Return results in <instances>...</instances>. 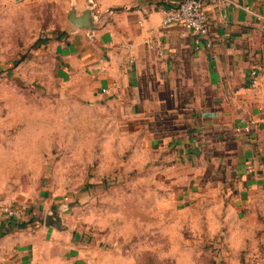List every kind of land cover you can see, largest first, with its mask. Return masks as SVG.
Segmentation results:
<instances>
[{
    "label": "crops",
    "instance_id": "1",
    "mask_svg": "<svg viewBox=\"0 0 264 264\" xmlns=\"http://www.w3.org/2000/svg\"><path fill=\"white\" fill-rule=\"evenodd\" d=\"M55 1L63 27L38 40L37 50L51 57L56 81L101 105L127 136L160 156L164 175L155 181L163 199L185 215L171 228L180 251L164 261H140L90 239L57 207L46 208L41 219L25 206L22 219L0 212V264H224V257L212 262L194 255L197 239L188 234L201 236L203 247L238 250L247 236L258 243L256 234L264 233V76L252 83L249 70L264 69V0L207 5L212 44L200 50L180 24L161 27L165 10L179 0ZM72 13L87 14L89 26L76 27ZM53 210L61 228L45 223Z\"/></svg>",
    "mask_w": 264,
    "mask_h": 264
},
{
    "label": "rangeland",
    "instance_id": "2",
    "mask_svg": "<svg viewBox=\"0 0 264 264\" xmlns=\"http://www.w3.org/2000/svg\"><path fill=\"white\" fill-rule=\"evenodd\" d=\"M62 27L55 0L0 1V200L22 203L41 219L57 207L90 239L140 261H164L180 251L171 228L185 215L155 181L164 175L161 158L101 105L55 80L37 42ZM188 236L197 239L191 252L209 261L264 264V233L258 243L247 236L238 250L203 247L201 236Z\"/></svg>",
    "mask_w": 264,
    "mask_h": 264
},
{
    "label": "built area",
    "instance_id": "3",
    "mask_svg": "<svg viewBox=\"0 0 264 264\" xmlns=\"http://www.w3.org/2000/svg\"><path fill=\"white\" fill-rule=\"evenodd\" d=\"M207 5L215 8H226L229 5H238L235 0H179L177 6L165 10L161 19V27L166 28L170 23H177L186 30L192 32L194 36L193 47L200 50L203 47H210L212 40L209 29V16L207 13ZM263 23H264V17ZM145 41L149 47L153 48L151 38ZM249 76L252 83L264 76V69L261 66L253 65L249 70ZM253 121L245 125V130H249ZM249 172L253 171L252 167H248ZM26 207L15 200H0V212L9 219H22L24 217Z\"/></svg>",
    "mask_w": 264,
    "mask_h": 264
},
{
    "label": "water",
    "instance_id": "4",
    "mask_svg": "<svg viewBox=\"0 0 264 264\" xmlns=\"http://www.w3.org/2000/svg\"><path fill=\"white\" fill-rule=\"evenodd\" d=\"M70 21L76 26V27H83V26H89L88 22V16L87 14H84L82 16L76 17L73 13L69 16ZM45 223L51 224L55 227L61 228L62 221L60 216L57 215L56 211L53 210L52 213H48L45 216Z\"/></svg>",
    "mask_w": 264,
    "mask_h": 264
}]
</instances>
